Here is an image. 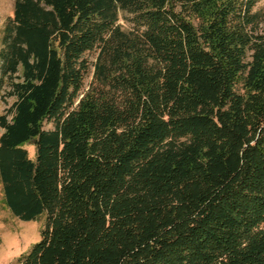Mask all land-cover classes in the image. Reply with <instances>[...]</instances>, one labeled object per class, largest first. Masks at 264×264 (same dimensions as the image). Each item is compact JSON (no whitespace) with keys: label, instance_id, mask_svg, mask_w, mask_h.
<instances>
[{"label":"trees","instance_id":"trees-1","mask_svg":"<svg viewBox=\"0 0 264 264\" xmlns=\"http://www.w3.org/2000/svg\"><path fill=\"white\" fill-rule=\"evenodd\" d=\"M260 2L15 1L0 175L45 217L22 264H264Z\"/></svg>","mask_w":264,"mask_h":264},{"label":"rangeland","instance_id":"rangeland-1","mask_svg":"<svg viewBox=\"0 0 264 264\" xmlns=\"http://www.w3.org/2000/svg\"><path fill=\"white\" fill-rule=\"evenodd\" d=\"M16 0H0V50L5 23L14 14V3ZM264 10V0H261L256 11ZM119 24L124 29H129L130 25L121 19ZM95 53L88 54L86 58L90 65L95 62ZM93 67H90L84 83V92L92 81ZM7 84L0 87V116L6 114L15 103L16 98L9 94ZM45 130H53L54 125L50 121L44 123ZM3 130L0 128V137ZM24 148L29 153V158L35 160L36 148L32 145H25ZM45 226V217H39L35 221L23 220L13 215L5 202L4 184L0 175V264H22V258L27 255L32 247L41 239V232Z\"/></svg>","mask_w":264,"mask_h":264}]
</instances>
